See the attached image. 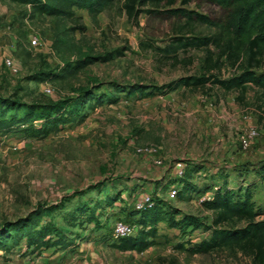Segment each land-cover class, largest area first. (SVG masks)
<instances>
[{"label":"rangeland","instance_id":"374dc122","mask_svg":"<svg viewBox=\"0 0 264 264\" xmlns=\"http://www.w3.org/2000/svg\"><path fill=\"white\" fill-rule=\"evenodd\" d=\"M171 6L225 18V10L208 0H178ZM76 12L87 26L84 32L70 29L67 19L33 15L30 4L0 0V118L7 121L0 126V264H173V254L178 256L174 264H250V256L241 252L176 251L174 243L185 236L166 220L158 223L156 242L144 251L120 250L110 242L118 241L114 222L126 218L144 192L207 223L211 212L202 208V196L212 195L216 185L238 189L256 182L255 199L264 203L258 171L264 164V88L252 84L241 99L238 91L217 84L174 87L178 78L199 70L205 52L180 50L178 56L192 62L175 63L163 51L175 33L173 15L144 11L130 18L120 1L100 12L98 22L86 9ZM196 30L216 28L197 24ZM34 33L40 35L38 45L31 44ZM146 42L158 48L143 47ZM6 55L18 63L17 73L9 70ZM95 56L109 59L76 68L77 60ZM231 72L223 66L221 76ZM44 106L53 117L70 121H57L47 134L27 132L29 125H44L47 117L39 112ZM252 124L261 133L244 149L239 134ZM229 132L237 146L234 156L225 151ZM145 146L157 150H138ZM178 160L185 162L188 179L177 182L180 193L171 198L170 182L177 175L170 174ZM73 214H78L75 224ZM48 221L62 226L68 247H28L24 230ZM203 227L192 232L208 235Z\"/></svg>","mask_w":264,"mask_h":264},{"label":"trees","instance_id":"16d2710c","mask_svg":"<svg viewBox=\"0 0 264 264\" xmlns=\"http://www.w3.org/2000/svg\"><path fill=\"white\" fill-rule=\"evenodd\" d=\"M12 1L30 4L33 15L40 14L67 19L71 23L70 29L82 32L86 30L87 26L83 22L82 16L77 14L76 8L86 9L94 22H98L100 12L116 1H120L122 9L130 18H136L144 11L157 14L168 13L175 16L178 22L174 25L175 33L163 47V51L173 55L175 63L192 62L190 56L188 58L179 57L180 50L196 48L205 52L204 56L200 58L199 70L178 78L174 87L180 84L186 87L204 86L208 83L217 84L226 92L238 91L237 97L241 99L252 84L264 88V0H208L225 10L223 20H216L207 13L186 6H171L178 0ZM190 1L181 0L183 4ZM147 3L156 6L143 7ZM159 5L166 7H159ZM197 24H207L215 27L216 30L211 33L197 32ZM147 46L158 48L152 42H146V46L143 45V47ZM100 58L106 60L109 59V56L77 60L76 68L84 67ZM223 66L232 68L231 74L227 77L221 76ZM3 100L4 98L0 96V102ZM61 109L62 107H59L55 111L59 112ZM39 112L47 117L43 122L44 125L40 127L29 125L25 128L27 132L47 134L57 121H70L69 118L63 116L53 117L51 109L47 106L39 108ZM6 123V120L0 118V126L6 125ZM258 171L262 176L260 184L262 185L264 184V164ZM173 179L175 181L170 184L180 183L183 181L182 179L188 178L184 172L182 176H175ZM246 183L245 181L244 184ZM211 188L210 186L204 189V193L210 191ZM257 188L256 182L253 181L248 182L245 187L241 183L238 189L230 185H216L212 196L201 201L202 208L211 212V220L208 223L202 216L184 212L181 208L166 203L156 194H152L151 205H146L141 209L134 206L127 211L126 218H124L126 221L139 223L141 227L138 232L122 236L118 238L117 242L112 240L110 244L120 250L144 251L156 242L160 221L166 220L170 226L179 227L182 236L197 230L204 224L205 227L201 230L209 231L208 236L196 242L181 238L174 243V249L185 252L186 255L219 250L241 252L250 256L251 264H264V203H258L255 199ZM178 214L181 216L177 217ZM77 216L78 214L71 216L72 224L76 223L75 217ZM94 219L98 222L97 218H92L91 221ZM63 231L64 229L57 222L48 221L43 222L39 227L25 229L21 236L27 238L28 247L34 246L33 250L38 247L66 248L70 243ZM171 257L174 264L178 256L173 254Z\"/></svg>","mask_w":264,"mask_h":264},{"label":"built area","instance_id":"2783aa9c","mask_svg":"<svg viewBox=\"0 0 264 264\" xmlns=\"http://www.w3.org/2000/svg\"><path fill=\"white\" fill-rule=\"evenodd\" d=\"M31 44L38 45L40 43V35L34 33L31 38ZM5 62L12 73H17L19 71V65L15 61V59L10 56H5ZM50 91V88H47ZM261 130L257 124H252L243 129V131L239 134V141L244 149H249L254 141L259 137ZM139 151L147 153V154H154L157 150L155 146H145L139 147ZM155 162L159 163L160 165L163 164V158L161 156L155 157ZM186 164L183 160H178L175 163V175L182 176L185 172ZM177 183H173L170 185L168 194L171 198H175L178 194V187ZM212 195L208 196L210 198ZM207 196H202V199H205ZM152 202V194L149 192H144L134 203V206L138 209L144 208L146 205H151ZM140 224L133 221H126L124 218L117 219L113 224L112 235L114 238H120L125 235L135 234L138 232L140 228ZM203 231V230H202ZM206 232V231H203ZM208 236V235H205ZM199 237L194 232L188 233L185 235V239H190L191 241H200L203 237Z\"/></svg>","mask_w":264,"mask_h":264},{"label":"crops","instance_id":"0c3cea01","mask_svg":"<svg viewBox=\"0 0 264 264\" xmlns=\"http://www.w3.org/2000/svg\"><path fill=\"white\" fill-rule=\"evenodd\" d=\"M218 127H216V131H218ZM232 132H229V134H228V140H227V138L226 137H224V142L226 143V145H225V151H227V150H229L228 151V153H229V155H231V156H234V150L237 148V146H235L234 144H231L230 143V141L232 140V134H231ZM232 147V148H231ZM234 163H236V162H234ZM215 164V163H214ZM223 163H220V164H218V167H217V169H220L221 168V165H222ZM216 166H217V164H216ZM175 167H174V169H173V171H171L172 173L170 174V175H174V173H175ZM209 192V191H208ZM250 264H251V262H250Z\"/></svg>","mask_w":264,"mask_h":264}]
</instances>
